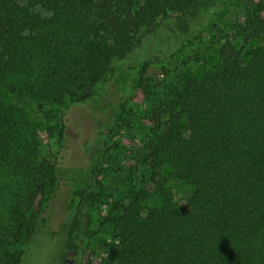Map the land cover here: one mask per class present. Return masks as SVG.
Wrapping results in <instances>:
<instances>
[{"label": "trees", "instance_id": "1", "mask_svg": "<svg viewBox=\"0 0 264 264\" xmlns=\"http://www.w3.org/2000/svg\"><path fill=\"white\" fill-rule=\"evenodd\" d=\"M212 8L185 47L209 42L220 67L164 86L134 137L143 153L125 161L133 184L91 216L109 233L97 264H264V0H0V264H21L46 222L59 178L44 141L64 149L60 109L88 101L118 66L114 87L147 89L158 57L127 62L143 39L161 26L189 33ZM68 193L64 248L83 256V206L97 200ZM89 255L80 264H93Z\"/></svg>", "mask_w": 264, "mask_h": 264}, {"label": "rangeland", "instance_id": "2", "mask_svg": "<svg viewBox=\"0 0 264 264\" xmlns=\"http://www.w3.org/2000/svg\"><path fill=\"white\" fill-rule=\"evenodd\" d=\"M18 1L22 5L30 3V0ZM34 9L44 16L50 14L40 3H36ZM214 9L202 10L189 33L170 31L167 26H161L157 32L143 39L141 48L127 62L136 64L144 56L158 57V61L152 63L147 71V89L129 87L119 90L114 87L113 81L119 73L118 66L114 77L88 101L60 109L66 124L65 147L58 151L56 139L44 141L49 144V160L56 163L58 187L47 210L42 213L46 222L37 227L25 248L21 264H40L41 261L45 264H80V259L85 262L89 254L93 264L99 262L97 252L102 253L101 246L109 241V233L105 226L97 227L91 216L95 213H108L115 201H123L128 185L133 184L124 169L125 161L143 153L135 150L134 137H141L143 127L150 124L148 113L162 97L164 86L180 82L189 71L199 73L208 68L220 67L209 42L194 48L185 47L187 41L211 19ZM179 48L182 49L180 52ZM256 49L255 45H251L246 48V52H254ZM173 52L177 54L170 55ZM122 102L126 103V110L123 118L118 120L119 104ZM110 130L111 134L105 136ZM77 189L88 190L97 200L94 202L91 197L88 206H83L86 215L80 223V238H83L84 230L91 233L86 247L90 251H86L83 256H77L64 248L66 234L74 216V210L67 208L71 198L68 192Z\"/></svg>", "mask_w": 264, "mask_h": 264}]
</instances>
